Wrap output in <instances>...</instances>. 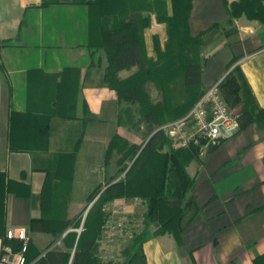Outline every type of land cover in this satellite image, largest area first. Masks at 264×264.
<instances>
[{
	"label": "crops",
	"instance_id": "crops-1",
	"mask_svg": "<svg viewBox=\"0 0 264 264\" xmlns=\"http://www.w3.org/2000/svg\"><path fill=\"white\" fill-rule=\"evenodd\" d=\"M121 1L127 6L104 14L93 0H0V264H15L16 253L32 239L39 244L49 240L34 235L30 221L45 206L49 175L43 166L52 168L55 154L77 153L68 167L62 165L69 184L59 193L69 197L65 214L79 216L80 229L117 172L115 158L106 162L105 153L109 138L125 130L118 122L117 92L105 81L110 59L104 28L127 22L131 9L139 22L147 17L139 26L147 58L154 53L155 39L165 36L159 17L173 14L172 0ZM229 5L227 0H191L188 31L192 36L206 31L199 53L201 79L194 90L227 74L222 93L234 112L244 105V86L256 107L264 109V22L244 16L228 21ZM11 110L27 117L51 116L46 150L10 149ZM33 126L15 128L13 137L31 146L45 144L43 136L33 134L37 123ZM200 158L186 167L193 187L184 201H194L184 212L180 241L168 232H151L142 243L146 264H264V130L250 124L215 148L208 145ZM97 185L99 192L88 200ZM138 205L119 196L103 202L101 210L111 206L124 214ZM99 238L96 242L108 244ZM122 259L103 257L101 262Z\"/></svg>",
	"mask_w": 264,
	"mask_h": 264
},
{
	"label": "trees",
	"instance_id": "trees-1",
	"mask_svg": "<svg viewBox=\"0 0 264 264\" xmlns=\"http://www.w3.org/2000/svg\"><path fill=\"white\" fill-rule=\"evenodd\" d=\"M54 1V0H52ZM50 0V2H52ZM96 8L107 14L113 8L127 6L121 0H93ZM127 1V0H125ZM173 14L171 16H160L159 19L165 24V36L172 50L170 55L166 54L165 61L154 59L158 47L154 50V56L145 57L140 40V23L146 24L147 17L139 22L137 11L129 10V19L125 23L115 24L113 27H105L103 31L104 46L108 49L110 66L105 74L106 83L114 88L119 99L120 109L118 114L119 124H131L135 128L143 129L145 141L142 146L128 143L117 134L109 138L106 148V162L111 160L112 151L115 148L118 155L115 158L118 167L117 173H124L127 179L112 181L104 190V194L91 206L83 220L80 232L68 230L78 227L80 217L68 218L65 214V206L68 196L59 193L69 182L68 167L72 154H55L48 165L43 166L48 172V184L44 188L46 203L42 214L30 221L31 229L42 228L51 232L66 231L63 235L64 247L54 248L47 246L42 252L28 241L23 251V264L33 260L34 264H102L99 259H94L93 249L97 237L101 233L103 223V202L115 197L145 198L147 204L144 214V226L152 223L155 230L150 231L147 227L141 233L133 236L128 248L122 253L123 259L117 264H146L142 243L151 233L172 234L180 241L181 221L187 208H190L193 197L183 206L182 201L186 193L193 187V179L185 170V164L189 157L198 156L199 148L189 146L177 150L165 149L164 145L171 144L170 139L158 127L172 119L186 113L193 103L206 90H194V86L201 79L202 65L200 63V49L203 44L204 34L202 31L194 36L188 31L187 19L191 8V0H172ZM229 20L232 16L245 14L264 22V0H239L228 7ZM215 25H211L210 29ZM209 30V29H208ZM196 44L199 53L194 56L190 54L191 47ZM134 67L127 75H117L122 70ZM179 69V70H177ZM178 71L179 75L173 81L168 78V73ZM167 76V77H166ZM227 74L218 83L219 91L224 101L229 104L227 97L222 93L223 81ZM166 77V79H164ZM168 78V79H167ZM148 84L155 85L160 98L150 102L145 90ZM245 101L242 109L237 113L238 131L250 124H256L264 130V109L256 107L254 97L250 90L244 86ZM180 92L176 101L169 105L168 98L172 92ZM137 103L141 108V114H135L132 103ZM229 106V105H228ZM256 108V109H255ZM22 114L11 110L10 121V149L40 151L46 150L47 128L50 115L37 116ZM164 117V120L161 121ZM37 120V131L33 134L43 136L45 144L31 146L24 141L15 140L14 130L35 128L33 122ZM117 139V141H115ZM139 150V152H137ZM117 153V152H116ZM113 159V158H112ZM65 161L62 163L61 161ZM115 174L113 176H115ZM109 182V179L107 183ZM100 185L94 187L87 196L91 200L100 190ZM187 205V206H186ZM63 233V232H62ZM257 261V258H256ZM112 264V263H104Z\"/></svg>",
	"mask_w": 264,
	"mask_h": 264
},
{
	"label": "rangeland",
	"instance_id": "rangeland-1",
	"mask_svg": "<svg viewBox=\"0 0 264 264\" xmlns=\"http://www.w3.org/2000/svg\"><path fill=\"white\" fill-rule=\"evenodd\" d=\"M237 1L239 0L232 1L229 4L233 2H237ZM240 16H244L245 18L249 20H257V18H254V16L250 17V16H246L245 14H242ZM240 16H236V17H240ZM233 17L234 16H232V18ZM169 44L170 43H168L166 37H164L163 40L155 39V43H154L155 48L158 47L159 49H157V52L155 56L153 55L154 56L153 58L158 61H165L166 58H168L166 57V54L170 55L172 53V50L169 48ZM198 53H199V48L196 44H194L190 49V54L196 56ZM177 70L172 74L168 73V78L172 77L171 79H173V81L176 80L179 75ZM166 77L164 79H166ZM145 90L147 91L146 95L150 99V102H153L160 98V94L157 92L155 85L148 84ZM179 93H180L179 91L172 92V94L168 98L169 105H171L172 102L174 103L176 101L177 96H181ZM132 107L135 111V114H138V115L141 114L142 108L137 103L135 102L132 103ZM159 118H162L161 121L164 120V117L162 116H160ZM119 125L125 130L124 134L123 133L122 135L117 134L119 137L125 139L128 143H134L137 146L143 145V142L145 141V134L143 133L142 128L141 129L135 128V126L129 123L127 124L120 123ZM104 127H108V125L104 124ZM115 141H117V139H115ZM165 149L177 150L179 149V147H174L172 144H168V145H164V148H162L160 151L163 152ZM111 151H112V158H116L118 155L117 149L113 148L111 149ZM137 152H139V150ZM76 156H77V153H73L70 156L71 162H74L76 160ZM198 159H201L200 155L189 157L188 162H186L185 164V170H186V167L189 165V163L196 162ZM97 173H98L97 171L94 172L93 176H97ZM117 179H122L123 181H125L127 177H125L124 173H117L115 174V176L110 177L109 181L112 182V181H116ZM104 186L106 187L108 186V184L106 183V185ZM189 192L190 190L187 193ZM128 199L138 204L141 202L142 206L138 205L136 208L134 207V209H132L131 212H127L124 214L119 213L117 211L113 212L111 206L108 209H104V213H103L104 227L101 230L99 240H104V242L106 243L108 242V244H102L100 242H96V244L94 245L93 252H92L94 259H99L100 261H102L103 257H106V258L108 257L109 259L113 257V259H116V260L122 259V253L128 248L130 240L133 238L134 235L141 233V231L146 229V227L150 231L155 230L154 224L152 223L149 226L148 224L144 226V220H145L144 214L147 208V204L145 203V198L137 196V197H130ZM184 200H185V196L183 198L182 204L185 203ZM77 229L80 230V227H77ZM68 230H70V228ZM62 232H59L60 234H58L55 231L51 232V231L43 230L42 228H35V229H32V233L34 235L43 234L44 236L45 235L48 236L49 240L47 242H42V244H39L34 239H32L31 242L41 252L47 246L49 247L58 246L57 242H60V245L63 248L64 247V240H63L64 235L63 234L66 231L63 230ZM33 262L34 261L31 260L27 262L26 264H34Z\"/></svg>",
	"mask_w": 264,
	"mask_h": 264
},
{
	"label": "built area",
	"instance_id": "built-area-1",
	"mask_svg": "<svg viewBox=\"0 0 264 264\" xmlns=\"http://www.w3.org/2000/svg\"><path fill=\"white\" fill-rule=\"evenodd\" d=\"M232 1L235 0H227L228 3ZM218 83L219 81L206 87L186 113L158 127L174 147L196 146L199 148V155H202L210 143H214L218 138H228L238 131L237 113L222 98ZM18 237L24 238L22 231ZM24 250L25 244L16 253L12 263H23ZM1 260L10 263L7 257Z\"/></svg>",
	"mask_w": 264,
	"mask_h": 264
},
{
	"label": "water",
	"instance_id": "water-1",
	"mask_svg": "<svg viewBox=\"0 0 264 264\" xmlns=\"http://www.w3.org/2000/svg\"><path fill=\"white\" fill-rule=\"evenodd\" d=\"M222 141H223V138H218L214 143L209 144V149L215 148Z\"/></svg>",
	"mask_w": 264,
	"mask_h": 264
}]
</instances>
